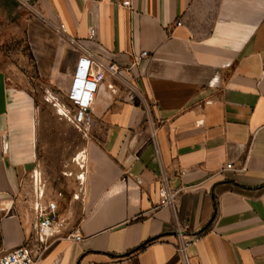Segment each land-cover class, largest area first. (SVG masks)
<instances>
[{
	"label": "crops",
	"instance_id": "0c3cea01",
	"mask_svg": "<svg viewBox=\"0 0 264 264\" xmlns=\"http://www.w3.org/2000/svg\"><path fill=\"white\" fill-rule=\"evenodd\" d=\"M33 4L37 13L0 0V256L26 245L37 264H184L177 222L183 239L197 237L189 264H264V0ZM52 24L113 63L148 109L119 81L100 82L83 131L78 219L40 251L38 107L18 67L70 87L82 52ZM17 41L32 63L12 50ZM161 172L179 192L175 216L157 205Z\"/></svg>",
	"mask_w": 264,
	"mask_h": 264
},
{
	"label": "rangeland",
	"instance_id": "374dc122",
	"mask_svg": "<svg viewBox=\"0 0 264 264\" xmlns=\"http://www.w3.org/2000/svg\"><path fill=\"white\" fill-rule=\"evenodd\" d=\"M55 36L60 43L70 45L61 35ZM14 49L23 50L32 63L24 43L15 42ZM18 70L26 75L23 85L35 97L38 107L40 148L35 187L43 190L41 201L54 200L57 203L61 224L57 226L56 235H65L76 224L81 210L85 171V157L81 153L83 131L69 120L74 107L67 99V78L50 83L38 78L31 65L27 69L20 66ZM31 183L34 185L33 179Z\"/></svg>",
	"mask_w": 264,
	"mask_h": 264
},
{
	"label": "built area",
	"instance_id": "2783aa9c",
	"mask_svg": "<svg viewBox=\"0 0 264 264\" xmlns=\"http://www.w3.org/2000/svg\"><path fill=\"white\" fill-rule=\"evenodd\" d=\"M18 4L23 6L28 11L37 13L33 0H16ZM181 21H177L176 25H180ZM53 29L59 35L64 36V25L52 24ZM92 31L89 37H92ZM69 42L80 48L82 54L78 58L72 81L67 93V99L73 105V114L69 117L70 122L79 130L86 131L89 123V112L95 100V94L98 90L100 82L106 78L115 79L121 84L129 88L142 102L145 109L148 105L142 95L136 91L121 75L113 63H105L93 56L87 49L79 45L74 39L69 38ZM147 53L142 52L134 58L133 63H138L141 59L146 58ZM264 59V57H263ZM100 74V76H99ZM110 88L111 85L108 84ZM132 93V94H133ZM226 168H231V164H226ZM34 186H36L37 170L33 171ZM136 184H140V178H135ZM36 189V202L33 206L34 213V235L35 240L40 245V251H43L48 243L54 239L58 233L57 226L61 224L58 219V205L54 200L41 201L43 190L40 187ZM178 190L172 189L169 185L168 177L161 172L157 180V205L167 207L175 216L176 197ZM175 219V218H174ZM175 232L178 236V252L181 255L184 264H189L185 253V248L189 243L196 241L197 237L193 236L190 239H183L181 230L175 223ZM71 238L80 240L81 236L78 231L71 233ZM39 251V253H40ZM38 255V254H36ZM0 264H37L36 256H33L31 249L26 245H20L0 256Z\"/></svg>",
	"mask_w": 264,
	"mask_h": 264
}]
</instances>
